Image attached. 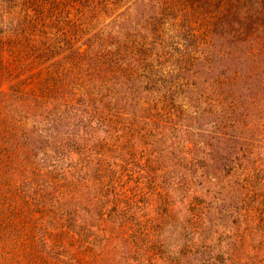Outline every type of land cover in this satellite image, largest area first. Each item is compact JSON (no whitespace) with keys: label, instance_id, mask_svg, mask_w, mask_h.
Listing matches in <instances>:
<instances>
[{"label":"rangeland","instance_id":"obj_1","mask_svg":"<svg viewBox=\"0 0 264 264\" xmlns=\"http://www.w3.org/2000/svg\"><path fill=\"white\" fill-rule=\"evenodd\" d=\"M26 18L32 54L41 56L31 73L40 76L55 61L56 69L66 71L57 84L75 75L85 87L92 53L120 45L125 69L107 83L118 92L116 108L108 102L110 111L140 131L155 132V107L166 100L178 107L176 128L139 137L127 164V187H137L135 200L145 205L137 209L139 219H150L163 203L179 202L190 178L199 193L223 197L229 184L247 176L264 198V0H0V21L25 26ZM77 49L85 52L81 60ZM131 49L137 59H149L125 65ZM132 69L135 76L129 77ZM106 91L102 86L101 94ZM52 112L51 118L59 114ZM47 125L44 114L30 128L46 131ZM78 128L74 120L59 126L68 133ZM188 216L178 205L162 223L155 238L164 245L162 254L175 257L182 250ZM201 250L180 264H219L217 250Z\"/></svg>","mask_w":264,"mask_h":264},{"label":"trees","instance_id":"obj_2","mask_svg":"<svg viewBox=\"0 0 264 264\" xmlns=\"http://www.w3.org/2000/svg\"><path fill=\"white\" fill-rule=\"evenodd\" d=\"M25 20V26L0 21V264H180L205 253L201 249L217 250L219 264H264V198L247 176L229 184L223 197L199 193L187 179L179 202L163 203L150 219H139L137 209L145 205L135 200L137 187H127V164L139 137L176 128L178 107L167 100L155 107V132L140 131L110 111L108 102L116 108L118 92L107 83L125 69L120 45L92 53L85 87L75 75L57 84L66 71L56 69L55 61L42 75L31 73L41 56L32 54ZM75 52L80 60L85 55ZM127 54L129 66L149 59H137L134 49ZM102 86L107 91L101 94ZM52 109L59 113L53 118ZM44 114L46 131L30 128ZM65 120H74L78 133L61 132ZM178 205L189 219L182 250L171 257L155 238ZM227 217L231 223L222 224Z\"/></svg>","mask_w":264,"mask_h":264}]
</instances>
